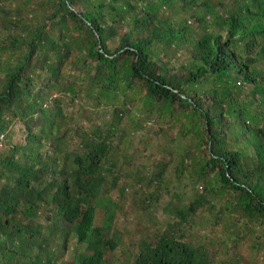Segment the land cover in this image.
<instances>
[{"label":"trees","instance_id":"16d2710c","mask_svg":"<svg viewBox=\"0 0 264 264\" xmlns=\"http://www.w3.org/2000/svg\"><path fill=\"white\" fill-rule=\"evenodd\" d=\"M6 1L0 135L9 116L26 136L0 157V264H56L71 237L86 249L73 254L77 264H106L104 253L118 247L113 215L99 226L93 221L97 209L112 205L107 196L119 176L113 139L125 110L114 109L103 129L76 130L78 142L66 151L61 92L73 100L95 91L96 104L105 105L128 91L141 94L152 120L183 118L189 125L179 134L191 135L196 151L204 147L198 156L187 149L179 161L181 168L191 161L199 193L187 205L172 195L166 227L139 242L131 264H212L203 245L187 240L200 210L215 223L264 231V0H45L39 18L23 14L29 0H9V9ZM178 52L188 59L173 67ZM161 56L167 60L157 64ZM163 168L143 178L146 187L155 184L140 200L144 209L157 200ZM214 198L223 204L216 208Z\"/></svg>","mask_w":264,"mask_h":264},{"label":"rangeland","instance_id":"374dc122","mask_svg":"<svg viewBox=\"0 0 264 264\" xmlns=\"http://www.w3.org/2000/svg\"><path fill=\"white\" fill-rule=\"evenodd\" d=\"M2 5L6 9L14 6L9 0ZM45 8V0H29L23 14L28 16L34 13L39 18ZM188 15L187 12L179 13L175 19L187 18ZM126 30L127 27L122 26L117 33L121 35ZM4 35L0 29V42ZM115 46L116 40L108 43L111 50ZM176 56L177 61L170 64L173 67H178L188 59L184 52H178ZM6 57V54H1L0 60L3 61ZM154 60L161 64L167 59L161 56ZM62 72L66 76L73 73L69 66L64 67ZM45 76L42 73L40 78ZM51 93L57 95L56 91ZM95 93L92 91L93 97L80 94L73 100L63 92L58 94L61 111L66 115L65 125L61 128L67 129L63 147L66 151H71L78 142L74 136L76 130L90 132L94 127L103 129L112 120V111L124 108L125 112L117 124V135L113 139L116 150L112 153V158L116 161L115 171L119 176L116 187L107 196L112 205L108 204L96 210L93 225L99 226L105 214L113 215L111 232L119 239L118 247L112 252L106 251L103 260L106 264H131L139 242L151 239L155 232L166 227L169 219L163 208L167 203L174 201L172 195L178 194L182 203L187 205L194 195L199 193L201 183L197 181L196 176L189 174L191 161L185 160V168L179 166V161L187 149L198 156L204 154V147L196 151L194 138L191 135L179 134L181 125H189L183 118L177 117L174 122H168L164 117L152 120L142 107L141 94L128 91L126 98L119 95L105 105L103 100L96 104ZM5 119L6 129L0 135V157L6 156L11 147L23 146L26 136L19 121L9 116ZM43 145L40 153L44 156L49 154V146L48 143ZM162 166V180L154 195L157 200L144 209L140 200L143 195L154 194L155 184L146 187V180L143 178L145 175L152 176ZM137 179L140 182H136ZM119 187H124L122 194L119 193ZM223 201L224 199L214 198L213 204L218 208ZM39 222L45 224L44 220ZM242 225V221L237 223L236 228L228 226L226 220L215 223L213 213L200 210L196 213L191 231L186 234L187 240L196 245H203L211 257L212 264H264V231L254 227L246 230ZM75 252L86 253V249L83 244L77 245L71 237L64 250L57 256L56 264H77L72 260Z\"/></svg>","mask_w":264,"mask_h":264}]
</instances>
